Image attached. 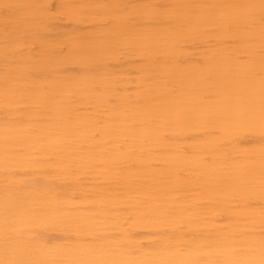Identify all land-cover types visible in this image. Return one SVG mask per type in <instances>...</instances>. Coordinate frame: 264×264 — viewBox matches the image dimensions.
<instances>
[{"label":"rangeland","instance_id":"374dc122","mask_svg":"<svg viewBox=\"0 0 264 264\" xmlns=\"http://www.w3.org/2000/svg\"><path fill=\"white\" fill-rule=\"evenodd\" d=\"M0 207V263L264 254V0H0Z\"/></svg>","mask_w":264,"mask_h":264},{"label":"bare ground","instance_id":"6f19581e","mask_svg":"<svg viewBox=\"0 0 264 264\" xmlns=\"http://www.w3.org/2000/svg\"><path fill=\"white\" fill-rule=\"evenodd\" d=\"M254 132H256V131L254 130ZM6 141H8L6 144H10V143L16 144V143H14L15 141H11V140H6ZM19 142H21V141H19ZM31 192L34 193L35 190H34V192L33 191H31ZM2 209L4 212L7 213L9 208H1L0 207V211H2ZM20 212H23V211L21 210ZM26 212L24 211L23 214H21V215H19V213L17 214L16 223L19 222L18 224L20 226L22 224H25V223L34 222L37 219V217L40 215V209H34L32 212L28 211L30 213H27V214H26ZM54 212H56V211H54ZM57 214L58 213H55L53 216H51V217H53V219L51 217H49L50 219H52V220H50L51 226H52V223H54L53 224L54 228L51 227V230L63 231L65 229V227H63L61 223L64 222L65 220L60 222L58 219L59 216H57ZM26 217L28 220L26 219ZM47 219H48V217L45 218V220H47ZM45 220H44V222H45ZM25 225H23V226H25ZM215 238H217V240H218V242L216 243V245H218V246H222L226 242H228L227 237H225V238L224 237H215ZM202 241L207 243L208 239L202 238ZM102 244L103 243L100 244L98 249H91L92 245H86L85 246L84 244H81V243H77V244L73 243L70 252H67V253L64 252V259L66 260V264H98L96 262L98 260H100V258L104 257V256L101 257L102 254H105V256H108L109 259H114L115 255L111 254L110 249H107L108 245L105 243L104 246H102ZM207 245H209V244H207ZM57 247H53V249H50V250H43L46 248L40 247L39 250H37V253L38 254H45V255H47V254L48 255H56V254H59V251H60L59 248H57ZM15 249L18 251L19 247H15ZM218 250L219 249H216L215 252H217ZM173 252L175 253L174 249H173ZM215 252H213V253L205 252V253L201 254V258H203V260L205 261L204 264H223L224 261H226L228 259L232 260L233 264H262V257L264 255L263 252L252 249V248H247V253L242 257H235L231 253H229L228 254L229 256H227V258H225V257H222L221 255L216 254ZM191 253H198V252L186 249L185 254L183 255L182 259L179 261H176L175 255L173 253L166 252V253L160 254L157 257V259L154 260V263L155 264H191L188 262V260L190 259L189 256H191ZM78 255H83L84 257L82 259H76L75 257ZM15 258H16L15 255H12L8 261L3 260V263L4 264H16L17 259H15ZM40 261H42V259H40ZM138 262H140L141 264H146V263H142V261H140L139 259H127V260H125L119 264H136ZM3 263H0V264H3ZM112 263L113 262L107 263V264H112ZM26 264H40V262H33V263H26Z\"/></svg>","mask_w":264,"mask_h":264}]
</instances>
